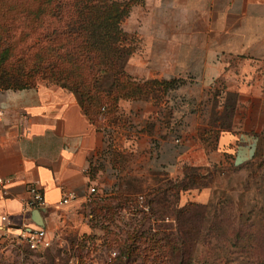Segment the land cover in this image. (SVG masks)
I'll use <instances>...</instances> for the list:
<instances>
[{"label":"crops","instance_id":"crops-1","mask_svg":"<svg viewBox=\"0 0 264 264\" xmlns=\"http://www.w3.org/2000/svg\"><path fill=\"white\" fill-rule=\"evenodd\" d=\"M139 1L124 30L136 39L126 73L137 82L179 79L166 105L124 101L125 123L109 130L59 86L0 90V257L29 229L52 239L64 193L81 203L91 188L111 189L112 143L148 153L157 169L181 178L184 166L219 164L264 132V0ZM230 97L228 126L212 125ZM183 98L188 111L178 105ZM31 186L46 203L40 224L25 210Z\"/></svg>","mask_w":264,"mask_h":264},{"label":"rangeland","instance_id":"rangeland-1","mask_svg":"<svg viewBox=\"0 0 264 264\" xmlns=\"http://www.w3.org/2000/svg\"><path fill=\"white\" fill-rule=\"evenodd\" d=\"M25 1L0 0V3L2 7L20 6ZM127 1L106 0V3L114 5ZM26 20L22 24L27 28L25 33L14 35L24 41L34 39L36 43L42 29L31 15ZM126 21L122 26L124 30H127ZM2 26L0 22V33ZM126 67L127 61L125 72ZM111 81L112 78L102 79V89H107ZM178 105L183 110L189 109L187 99L183 98ZM122 109L125 112L124 107ZM169 113L165 112L161 124L172 117ZM99 122L106 126L105 119L100 117ZM168 126L162 124L165 129ZM107 141L110 143V135ZM112 144L110 166L117 170V176L113 178L111 189L101 192L96 189L81 203L72 200L61 206L57 223L50 231L52 242L47 249L34 251L24 241L15 243L0 257V264L125 263L117 244L128 241L131 233L157 234L158 237L163 233L177 234L172 213L187 204L197 205L193 208L194 220L185 225L194 228V264L264 262V132L248 138L241 154L231 153L219 164L203 166L199 172L184 166L181 178L178 174L171 177L169 170L157 169L152 164L153 157L146 152L125 147L118 151L116 144ZM194 173L196 187L192 180ZM181 186L187 189L183 191ZM106 205L112 207L108 213L94 210ZM197 231H201L203 240L196 238ZM114 238L117 243L112 241Z\"/></svg>","mask_w":264,"mask_h":264},{"label":"trees","instance_id":"trees-1","mask_svg":"<svg viewBox=\"0 0 264 264\" xmlns=\"http://www.w3.org/2000/svg\"><path fill=\"white\" fill-rule=\"evenodd\" d=\"M140 2L107 5L106 0H26L20 6L7 7L0 3V90H25L40 84L59 86L76 98L92 124L98 125L101 117L109 130L125 123L120 108L124 101L166 105L171 93L182 84L179 79L137 82L123 69L136 50V39L122 26ZM30 15L42 29L36 43L14 35L25 33L27 28L22 24ZM106 78L112 81L103 90L102 79ZM233 107L230 97L221 115L212 114L211 124L219 122L227 127ZM191 168L194 172L201 169ZM193 179L196 187L195 173ZM194 207L197 205L187 204L172 213L177 234L128 235V241L117 244L126 260L119 264H194V228L185 227L194 220ZM111 208L106 205L94 210L108 213ZM197 232L196 238L203 240L201 231ZM112 241L117 243L116 238Z\"/></svg>","mask_w":264,"mask_h":264},{"label":"built area","instance_id":"built-area-1","mask_svg":"<svg viewBox=\"0 0 264 264\" xmlns=\"http://www.w3.org/2000/svg\"><path fill=\"white\" fill-rule=\"evenodd\" d=\"M96 192L95 188H91L89 190V196L93 195ZM29 198L25 203L26 212L38 211L46 207V203L44 201L43 195L41 191L36 186H31L28 188ZM72 200H74V196L71 193H64L59 205L65 206L68 205ZM5 220V218H3ZM52 239H48L46 236L45 230L42 228L35 227L33 229H29L25 236L23 237V241L31 250H44L47 249Z\"/></svg>","mask_w":264,"mask_h":264},{"label":"water","instance_id":"water-1","mask_svg":"<svg viewBox=\"0 0 264 264\" xmlns=\"http://www.w3.org/2000/svg\"><path fill=\"white\" fill-rule=\"evenodd\" d=\"M34 216H35V221L40 224L41 223L40 213L36 211Z\"/></svg>","mask_w":264,"mask_h":264}]
</instances>
